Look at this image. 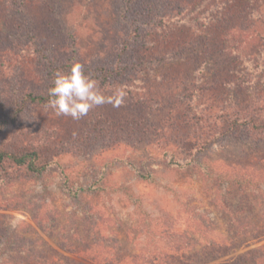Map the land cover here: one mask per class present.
<instances>
[{
	"label": "rangeland",
	"instance_id": "obj_1",
	"mask_svg": "<svg viewBox=\"0 0 264 264\" xmlns=\"http://www.w3.org/2000/svg\"><path fill=\"white\" fill-rule=\"evenodd\" d=\"M128 15L148 24L135 40ZM56 49L147 65L99 84L123 90L119 107L74 120L26 105L0 126V146L55 155L40 176L0 173V264H264V134L220 130L264 105V0H0V122L46 93Z\"/></svg>",
	"mask_w": 264,
	"mask_h": 264
},
{
	"label": "trees",
	"instance_id": "obj_2",
	"mask_svg": "<svg viewBox=\"0 0 264 264\" xmlns=\"http://www.w3.org/2000/svg\"><path fill=\"white\" fill-rule=\"evenodd\" d=\"M130 0H127V4H129ZM123 30L129 32V35L132 39H137L141 36L142 30L146 28L147 23L139 24L129 15L124 17L122 20ZM157 32V29L152 27H148V32L150 36L153 33ZM58 51L55 52L56 61L54 59H50L47 57V61L49 62V66L47 69V80L48 87L46 93L44 95H38L33 92H28L25 97L22 98V101L16 100V106L14 112L8 116L5 114L2 122H0V126H10L13 125L14 122L17 121L20 114L23 112L24 107L26 105H42L45 106L49 100L48 90L53 87V80L55 74L60 71L65 74L69 73L72 66L74 65L72 59H66V57L61 58L60 49H56ZM126 52V51H123ZM121 52V57L118 55L117 60L112 66H98V67H83L86 74L90 75L92 78L96 79L100 85H108L113 81H119V79H124L128 75L129 72L136 71L137 69H141L147 65L146 56L143 58L141 56L136 57L133 61L129 60L125 54ZM181 57L182 53L177 54L174 58ZM58 60H62L58 62ZM165 62L168 58L163 59ZM162 60V62H163ZM132 62L131 64L128 63ZM135 63L136 66H132ZM264 94V91H263ZM263 101L264 99L261 98ZM261 100V102H262ZM18 104V105H17ZM264 105L261 106L259 101H256V105L253 106L251 111H247L242 114H237L235 117L231 114L230 118L222 122L220 126V130L223 134H229L227 132H232L233 128L236 130H248L252 133L264 134ZM55 157L53 151L51 149H18L14 146H0V173L1 176L8 179H14L17 176L19 177L22 173L29 174L32 176H40L45 173L52 165L53 158ZM4 178V179H5ZM149 181H153L152 177H146ZM155 182V181H154ZM99 189H93L92 187H86L84 185H76V184H67L66 193L69 194L72 198H79L81 193H97ZM101 190H104L102 188ZM166 257V256H165ZM165 257L163 259H165ZM167 264H193L190 261H184L178 258L177 256L167 258ZM154 261L152 259L150 262Z\"/></svg>",
	"mask_w": 264,
	"mask_h": 264
},
{
	"label": "clouds",
	"instance_id": "obj_3",
	"mask_svg": "<svg viewBox=\"0 0 264 264\" xmlns=\"http://www.w3.org/2000/svg\"><path fill=\"white\" fill-rule=\"evenodd\" d=\"M48 94L50 98L45 107L53 110L57 116H70L74 120L105 104L119 107L125 97L121 89L106 96L99 82L86 74L79 63L74 64L67 74L58 71Z\"/></svg>",
	"mask_w": 264,
	"mask_h": 264
}]
</instances>
